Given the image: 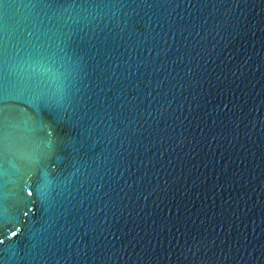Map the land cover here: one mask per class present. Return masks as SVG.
<instances>
[{
    "label": "water",
    "instance_id": "water-1",
    "mask_svg": "<svg viewBox=\"0 0 264 264\" xmlns=\"http://www.w3.org/2000/svg\"><path fill=\"white\" fill-rule=\"evenodd\" d=\"M0 264H264V0H0Z\"/></svg>",
    "mask_w": 264,
    "mask_h": 264
},
{
    "label": "snow or ice",
    "instance_id": "snow-or-ice-1",
    "mask_svg": "<svg viewBox=\"0 0 264 264\" xmlns=\"http://www.w3.org/2000/svg\"><path fill=\"white\" fill-rule=\"evenodd\" d=\"M2 91H3V86L2 84H0V94H2Z\"/></svg>",
    "mask_w": 264,
    "mask_h": 264
}]
</instances>
